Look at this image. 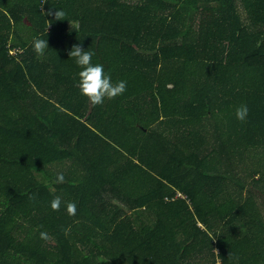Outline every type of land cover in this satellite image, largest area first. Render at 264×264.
<instances>
[{
    "label": "trees",
    "instance_id": "16d2710c",
    "mask_svg": "<svg viewBox=\"0 0 264 264\" xmlns=\"http://www.w3.org/2000/svg\"><path fill=\"white\" fill-rule=\"evenodd\" d=\"M0 264H264V0H0Z\"/></svg>",
    "mask_w": 264,
    "mask_h": 264
},
{
    "label": "clouds",
    "instance_id": "9594fccd",
    "mask_svg": "<svg viewBox=\"0 0 264 264\" xmlns=\"http://www.w3.org/2000/svg\"><path fill=\"white\" fill-rule=\"evenodd\" d=\"M54 15L55 19L60 20L59 18L64 16V12L57 10ZM31 46L33 51L38 55H43L45 49L48 48L47 41L39 37L33 38ZM68 55L74 58L75 63L81 69L77 74L78 82L76 86L80 93L85 96L93 106L102 105L105 99H114L126 91V81L121 80L114 83L111 76L105 74L103 65L92 63L93 52L84 50L80 45H73ZM248 112L249 109L246 104L240 105L235 111L236 119L243 122ZM64 180V174L62 172L57 173L56 183H63ZM34 198V194L29 196L30 200ZM61 203V197L55 196L50 202V207L53 211H59ZM65 207L67 214H76L77 205L75 202H67ZM67 231L68 230L65 229V232ZM39 238L44 241L50 239L46 231H41L39 233Z\"/></svg>",
    "mask_w": 264,
    "mask_h": 264
}]
</instances>
